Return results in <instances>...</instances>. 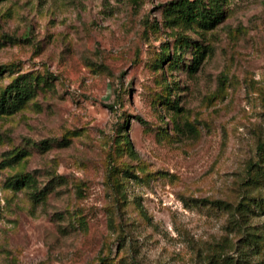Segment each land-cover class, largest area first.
Returning a JSON list of instances; mask_svg holds the SVG:
<instances>
[{"label": "rangeland", "instance_id": "374dc122", "mask_svg": "<svg viewBox=\"0 0 264 264\" xmlns=\"http://www.w3.org/2000/svg\"><path fill=\"white\" fill-rule=\"evenodd\" d=\"M175 1L0 0V264H264V0Z\"/></svg>", "mask_w": 264, "mask_h": 264}, {"label": "trees", "instance_id": "16d2710c", "mask_svg": "<svg viewBox=\"0 0 264 264\" xmlns=\"http://www.w3.org/2000/svg\"><path fill=\"white\" fill-rule=\"evenodd\" d=\"M226 0H177L171 4V9L175 14L189 22L195 23L201 29H210L217 25L224 17V4ZM3 69H0V74ZM29 93V86L26 79H22V83H10L4 88L0 94V110L3 112L15 111L16 106L11 104L12 99L18 101L23 100ZM112 106H109L111 108ZM138 121H143L138 118ZM128 151L134 154L132 144L127 140ZM256 155L259 158L264 157V144L260 143L256 147ZM213 205L221 208H227L228 204L222 201H212Z\"/></svg>", "mask_w": 264, "mask_h": 264}]
</instances>
